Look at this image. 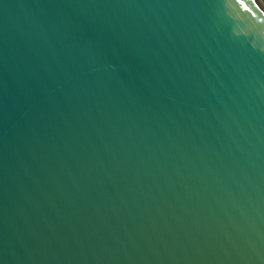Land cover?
Wrapping results in <instances>:
<instances>
[{"label": "water", "instance_id": "obj_1", "mask_svg": "<svg viewBox=\"0 0 264 264\" xmlns=\"http://www.w3.org/2000/svg\"><path fill=\"white\" fill-rule=\"evenodd\" d=\"M0 264H264V0H0Z\"/></svg>", "mask_w": 264, "mask_h": 264}]
</instances>
